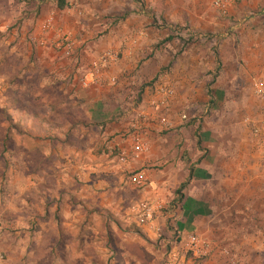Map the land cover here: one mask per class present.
Masks as SVG:
<instances>
[{"label":"rangeland","instance_id":"rangeland-1","mask_svg":"<svg viewBox=\"0 0 264 264\" xmlns=\"http://www.w3.org/2000/svg\"><path fill=\"white\" fill-rule=\"evenodd\" d=\"M16 1H19L18 6L0 0V58L3 62L0 73V203L11 202V197L15 196L8 185L11 181L9 173L13 166L19 169L23 164L30 165L31 160H36V166L40 165V154L32 148L33 143H37L33 141L36 137L33 132L36 130L30 131L32 139L23 136V129L29 127L26 126L29 124V118L18 110L19 103L16 101L19 96L31 94V99L36 102V115H42L44 121L51 124L44 132L46 137L52 139V157L56 158L60 145L58 133L62 131L65 137L69 134L68 140H88L95 149H109L110 161H96L102 165H115V161L119 164L122 156L142 161L150 154L154 157L159 153L157 143L162 138L168 143L172 138L183 141L182 128L186 131L200 130L203 122L212 117L224 128H230L225 130V136L238 137L239 134L233 133L239 130L232 129L233 125H240L241 122L246 125L245 119L254 116L247 108L241 107L248 104L250 99H255V75L250 72L245 74L249 80H245L241 85L244 96L225 99L233 108V105H237L239 111L236 109V113H211L221 105H228L222 98L214 97V103L210 102V95L206 92L207 84L222 71V68L217 69L213 52L214 48L217 49V41L211 34L198 33L189 27H167L161 15L164 9L162 3L168 0H65L63 8L59 7L57 0H40L46 5L45 13L40 11L41 4H38L39 12L34 17L20 4L24 1ZM250 2L252 0H235L233 13L223 16V22L228 25L225 28L228 37L235 35L236 30L253 24L255 10L249 6ZM46 12L56 16V26L62 30V34L76 41L73 53L67 55L57 49L55 40L40 50L33 45L31 35L40 33L39 28ZM124 15L126 17L123 18ZM159 16L161 17L158 20ZM231 26L236 29L231 30ZM139 30L145 32L144 39L139 38L138 44L130 47L132 36H143L141 33L137 35ZM48 34L45 36L46 40L52 36ZM170 35L180 37L181 40L175 38L170 43L160 45L161 41ZM238 35V43H249L247 41L245 44V40ZM129 48H133L135 53L127 55L126 59L124 50ZM106 50L117 51L120 55V62L110 69V74L116 77V82L107 81L85 87L81 79L90 70L93 59ZM179 52L180 55L176 56ZM175 63L182 67L183 84L176 83L171 77ZM244 64L241 60L239 68L244 67ZM234 71L235 66H229L227 73ZM157 74L159 76L153 82ZM166 84L174 86L176 94L179 92L181 96L184 95L185 89H188L192 98L184 97L176 106L171 102L165 110L152 108L151 102L156 98V87ZM90 90L95 91L96 96L89 99L86 91ZM195 94L198 96L195 97ZM27 104L22 103L27 109L33 106ZM89 109L99 113L98 118L105 117L100 122L103 121L106 125H97L96 132L90 128ZM45 111L46 115L43 114ZM142 111L147 112L145 116ZM163 118L170 122L169 127H164ZM134 121L140 122L141 135L151 147L149 154L145 153L140 157L134 156L132 152L130 134ZM112 122L118 125H111ZM105 127H110V132L104 135ZM11 133L20 135L19 145L11 141ZM37 133L41 135L40 132ZM250 133L252 134V131ZM2 141L7 145L2 144ZM106 143L110 148H107ZM40 145L37 149L43 151L45 144ZM61 164L62 161L53 160V169L58 171ZM143 167L142 169L151 170L153 175L148 178L143 173L145 170H124V179L130 184V196L127 201H121L122 210H114L120 213L109 212L110 210L98 204L89 210L87 215L79 214L80 218L76 217L78 222L74 221L73 224L62 227L55 211L53 213L57 225H42V222L36 220L35 223L31 222L37 216L42 217V211L35 210V213H30L29 219L24 216L26 220L22 221L24 218L21 219V214L27 213V210L22 209L20 216H14L16 221L10 222L11 224L3 225L0 221V256L4 258L0 264H9L6 261L7 252L14 253L23 247L41 255L38 258L35 254L26 264H30L31 260L34 264H168L171 252L176 253L178 259L186 257L189 264H264L263 255L255 253V257H251L250 251L244 253V256L230 252L228 244L220 240V237L216 240L222 243V247L219 245L221 250L216 245L215 252L209 257L198 260L197 263L190 261L192 255L186 248L188 236L197 233L208 242L211 241L210 236L199 232L194 226L197 224L195 215L194 220L190 219L187 224L188 198L174 206L171 202L176 197V191H173L171 186L159 188L157 182L166 179L161 176L163 163L146 161ZM102 173V176L108 177L107 171ZM137 174L144 176L143 186L132 180ZM99 177L93 174V178ZM22 186L23 195L27 197L28 189L25 187H28V182ZM111 187L115 189L118 186L111 184ZM3 188H7L6 195L3 194ZM140 200L161 206L155 210L153 221L145 227H139L136 221L131 222L128 217L131 212L129 206ZM10 211L2 210L0 204V216L7 215ZM38 211L41 214H38ZM58 212L68 214V217L72 213L64 210ZM212 217L216 218L213 215ZM20 219L21 222L18 221ZM217 220L220 222L219 218H216ZM201 226L205 227V232L209 229L202 223ZM40 229L44 230V236ZM39 235L43 237L40 238ZM49 251L51 257L46 255Z\"/></svg>","mask_w":264,"mask_h":264},{"label":"crops","instance_id":"crops-1","mask_svg":"<svg viewBox=\"0 0 264 264\" xmlns=\"http://www.w3.org/2000/svg\"><path fill=\"white\" fill-rule=\"evenodd\" d=\"M4 1L12 5L17 4L16 6L19 3L16 0ZM30 1L26 0L20 4H23L24 8L31 12V16L37 15L39 8L40 11H43L42 13H45V3L40 0ZM213 2V0H168L162 3L164 8L162 17L159 16L157 19L163 18L167 23V27L168 25L189 27L195 32L211 34L214 37L215 41H217V50L220 53L222 71L217 77L216 83L212 86L213 95L216 98H222L228 105H221L219 108L213 109L211 113H236V109L239 111L238 106L233 105L235 107L233 108L225 99L244 96V89L241 90V85L245 80H249V77L245 76V74L250 72L251 75H255V82L260 80L264 84V0H252L249 3V6H252L251 8L255 10L253 24L245 29L236 30V34L231 37H228V32L225 31L228 25L223 22V15L213 6ZM27 3L29 4L27 5ZM38 4H41L39 8ZM232 8L230 14L234 11ZM46 13L45 19L39 28L40 33L31 35L33 45L39 50L42 47H46L50 41L55 40L54 42L56 43L58 35L62 33V30L56 26L58 22L56 16L53 13ZM52 16L54 17L53 28L46 30V32L42 31L43 23ZM230 29L235 30L236 28L231 26ZM47 33L52 36L50 38L47 37L46 40L45 36ZM140 33L143 36H132L133 40L130 43V47L136 46L139 38L144 39L145 32L139 30L137 35ZM237 34H239L238 37L245 40V44L248 43L247 41L249 43L246 45H244V41L238 43L236 40ZM135 39H137V42H135ZM124 51L126 59L127 55H134L135 53L133 48L125 49ZM241 60L245 63V66H241L240 69ZM174 65L175 70L171 77L176 83H182V67L178 63ZM229 66H235V71L231 74L227 73ZM86 92L89 99L96 96L95 91ZM189 92L188 89H185L183 96L178 92L172 103L174 102L176 106L182 101V98H192ZM196 96L198 95L195 94ZM31 97V94L29 96H19L16 102L19 103L18 110L20 113L27 114L26 117L29 118V124L26 125L29 127H26V129L21 127L24 131L23 136H28L32 139L30 131L36 130L33 132L36 135L33 141L39 144L33 143L32 148L40 154V165L36 166V160H31L30 165L23 164L19 166V169L13 166L10 170L9 177H11V181L7 184L11 187L15 196L11 197V202L0 203L2 210H11L7 215L0 216V221L3 225H9L16 221L14 216L18 215L17 217H19L21 214L19 212L22 209L27 210L26 214H21V219L22 217L24 218L22 221L26 220L24 216L29 219L31 212L35 213V210L42 211V217L37 216L31 221L32 223H35L34 220L42 222V225H57L55 213H53L55 211L58 213L62 227L71 225L74 221L78 222L76 217L79 216L80 218L79 214H82V216L83 214L87 215L89 210L94 209L98 204L115 214V212L122 210L120 208L121 201H127L130 196V184L124 179L126 178L124 177V170H127V172L139 169L145 170L143 173L149 178L153 175L151 170L142 169L146 161H154L157 164L163 163L164 167L161 170V176L166 179L157 182V184L159 188L171 186L173 191H176L180 184L186 181L189 176V165L182 158L183 151H187L189 158L193 162L202 157L201 162L195 166L193 178L184 190L182 202L185 201V198H188L189 201V219L187 224L190 219L194 220L193 215H195L197 224L194 226L199 232L210 236L212 252H215L216 245L221 250L222 243L220 240H222L228 244L229 249L226 246L224 247L235 253V255L239 254L242 256L250 251L249 256L251 257H255L256 254L264 256V148L258 144L257 139L250 133V126L243 125L242 122L240 125H233L232 129L239 130V132L235 131L233 134L237 133L236 135L239 134V136H225V130L230 128H224L221 124L215 122L212 117L209 121L203 122L201 127V149L197 147L196 130L186 131L185 128H182L184 140L172 138L170 143H168L165 138H162L157 143L159 153L154 157L150 154L143 161L127 158L128 160L120 159L123 162L119 161V164L115 161V165H102L96 161H110L109 149L108 152L98 155L95 153L97 149L92 147L89 143L90 141H79L75 138L68 140L69 134L65 137L62 131L58 133V143L60 145L56 152V158L52 157V139L48 136L46 137L47 134L44 132L45 128L51 124L46 123L42 115H36L38 114L35 109L36 102ZM22 103H30L33 106L27 109L23 107ZM241 107L247 108V111L254 115L251 118L264 130V105L258 96L255 94V99H250L248 104ZM49 108L50 111L51 107ZM88 112L91 120L90 128L96 132V128L99 126L96 123H101L100 120L105 117L98 118L99 113L90 109ZM43 114L46 115V111ZM111 125L118 124H113L112 122ZM104 129V135L106 132H110V127H105ZM37 132H40L41 135ZM10 136L11 141L19 145L20 135L11 133ZM1 143L7 145L4 141ZM40 143L45 144L43 151L37 149L41 146ZM180 143L182 144L181 150L177 146ZM109 146L107 148H110ZM55 159L58 162H63L58 171L56 168L53 169V160ZM103 171H107L108 177L102 176ZM93 174L100 177L93 178ZM122 180L125 183H122ZM25 182H28V187H25L28 189L27 197H24V189H22V184ZM111 184H115L118 187L112 189ZM3 186H5V183ZM3 192L6 195L7 188H3ZM132 206L130 205L129 208L132 209ZM58 210L72 213L68 217V214L59 213ZM114 210L119 211L114 212ZM37 213L41 214L39 211ZM212 215L219 218L220 222L216 221V218L213 219ZM199 216L200 218H198ZM128 217L131 222L136 221V217L132 212L129 213ZM202 218H204L203 222H201ZM21 219L18 221L21 222ZM53 220L55 221L53 222ZM201 223L209 228L206 232L205 227L203 228ZM40 233L44 236V230L40 229ZM45 235L47 236V234ZM39 236L40 238L43 237ZM218 237L221 238L219 241L216 240ZM46 239L44 238V240ZM7 254V260H5L9 264H26L30 258H34L35 254L36 257L38 255V258L41 256L27 247L14 251V253L9 251ZM46 255L51 257L52 254L49 251ZM1 257L3 258L2 255ZM3 259H0V263ZM30 264H34L33 260H31Z\"/></svg>","mask_w":264,"mask_h":264},{"label":"built area","instance_id":"built-area-1","mask_svg":"<svg viewBox=\"0 0 264 264\" xmlns=\"http://www.w3.org/2000/svg\"><path fill=\"white\" fill-rule=\"evenodd\" d=\"M235 0H214V6L223 16H228L231 8L233 7ZM54 17H49L42 25V31L50 30L53 28ZM35 41V39H33ZM76 41L68 35L59 34L56 41V48L61 50L63 53L69 55L73 53L75 49ZM119 53L114 50H106L99 56L93 59L90 70L81 80L85 87L90 85H100L107 81L116 82V77L110 74V69L116 66L120 62ZM255 94L262 101L264 105V84L257 80L254 84ZM176 94L175 88L172 85H160L156 88V98L151 102L152 108L159 107L162 110L167 109ZM143 115H146V111ZM185 117V116H184ZM246 125L250 126L251 131L260 146L264 148V130L255 122L251 117L245 119ZM164 127H169L170 122L166 119H162ZM132 132L130 139H132V152L136 157L149 153L151 147L150 144L141 135V127L139 121L132 123ZM122 160L126 157L122 156ZM132 180L139 186L144 185V176L137 174L133 176ZM160 205H153L149 202L141 200L136 202L131 208L132 214L136 217V223L142 227H145L153 221L154 213ZM186 248L191 253L192 258L190 261L197 263L198 260L205 259L211 255L212 248L210 242L198 234H190L186 241ZM1 257V256H0ZM2 259V257H1ZM168 264H189L186 257L178 259V255L171 252Z\"/></svg>","mask_w":264,"mask_h":264},{"label":"trees","instance_id":"trees-1","mask_svg":"<svg viewBox=\"0 0 264 264\" xmlns=\"http://www.w3.org/2000/svg\"><path fill=\"white\" fill-rule=\"evenodd\" d=\"M21 1H26V0H21ZM58 1V5H59V7L60 8H63L64 6H65V0H57ZM146 11H148V9H146ZM124 17H126V15H124L123 16V18ZM156 22V18H155V16H154V23ZM163 22H165V24H167L166 23V21L164 20ZM156 27H158V25H155ZM162 27V26H161ZM175 38H178L179 40H181V38L180 37H175L174 35L172 36V35H170V36H168V37H165L162 41H161V44L160 45H163V44H165L166 42H170V41H172L173 39H175ZM186 44V43H185ZM186 46V45H185ZM184 48L185 47H183L182 48V50H184ZM215 50H213V52H214V54H215V60H216V63H217V69L218 70H220V68H222L221 66H222V62H221V58H220V53L218 52V50L216 49V48H214ZM182 50L180 51V52H182ZM180 52L179 53H177V55L176 56H179L180 55ZM176 58V57H175ZM174 58V59H175ZM173 59V60H174ZM2 59L0 58V73H1V65H2ZM172 63H170V65H171ZM158 76H159V74H157L154 78H153V82L154 81H156L157 80V78H158ZM216 77H214L213 79H212V81H210L208 84H207V87H208V89H207V93H208V95H210L209 97V101L210 102H212V103H214L213 102V98H214V95H212L213 94V89H212V86H213V84L216 82V79H217V75H215ZM170 85V84H169ZM157 88V87H156ZM213 96V97H212ZM144 108H146V106H144ZM195 121V120H194ZM194 121H192V122H194ZM96 125H100V126H105L106 125V123L105 122H101V123H96ZM201 130V129H200ZM200 130H196L195 131V136H196V139H197V147L199 148V149H201L202 147H201V142H202V140H201V136H200ZM253 134V133H252ZM254 136V135H253ZM255 137V136H254ZM178 148L181 150V148H182V144H179V146H178ZM103 152H108V149H105V147H102V149H97V150H95V153L96 154H98V155H100V154H102ZM182 158H183V161L186 163V164H188L189 165V176H188V178H187V180L186 181H184L183 183H181L180 184V186L176 189V197L173 199V201L171 202V204H173L174 206L179 202H182L183 201V199H184V190H185V188L187 187V185H188V183L190 182V180L193 178V176H194V172H195V166H196V164H199L200 162H201V160H202V157L200 158V159H198L197 161H195V162H193L190 158H189V155H188V153L186 152V151H183V153H182ZM139 170H141V169H139Z\"/></svg>","mask_w":264,"mask_h":264}]
</instances>
